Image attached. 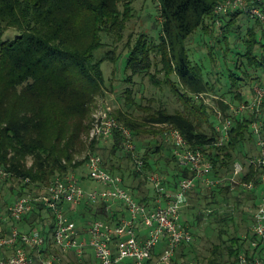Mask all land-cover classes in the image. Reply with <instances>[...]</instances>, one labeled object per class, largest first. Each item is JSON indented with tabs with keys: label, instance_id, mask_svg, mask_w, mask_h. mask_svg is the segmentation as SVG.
Returning a JSON list of instances; mask_svg holds the SVG:
<instances>
[{
	"label": "trees",
	"instance_id": "obj_1",
	"mask_svg": "<svg viewBox=\"0 0 264 264\" xmlns=\"http://www.w3.org/2000/svg\"><path fill=\"white\" fill-rule=\"evenodd\" d=\"M222 1L160 0L159 19L162 26L158 41L141 33L136 42L124 45L129 53L123 81L127 87L122 95L126 102L141 108L145 96L134 94L129 85L145 76L158 85L161 82L151 73V68L154 66L158 71L163 70V83L184 108L170 112L162 104L163 107L153 110L146 120L153 125L180 131L187 147L201 150L211 162L209 177L214 181L223 180L214 185L196 181L195 186L186 193L183 207L188 200H192V193L196 195V204L206 199L207 205L212 207L218 203L217 197H226L235 186L249 194L256 210L262 188L261 171L247 166L248 159L260 151L251 130L256 114L234 116L230 105H239L255 83L264 86V78L261 77L264 74V25L259 18L240 10L216 14L215 8ZM131 3L132 0H0V168L8 174L4 181L13 178L23 184L5 200L4 214L10 224L0 229V237L9 233L12 226L29 231L44 225L45 212L52 219L48 229L53 230L54 215L46 211L43 204L36 203L33 211L20 222L9 219L8 209L33 189H42L57 177L76 173L84 161L86 163V160L78 161L76 158L87 148L93 149L98 140H88L93 121L88 119V115L97 98L104 96L105 91L109 88L115 92L119 90L111 87V83L108 86L102 66L103 62L114 64L117 59L115 50L98 56L97 53L104 45V37H119L126 22L134 16ZM260 6L264 10V3ZM244 17L258 27L260 33L258 37L254 29L246 31V52L238 55L235 66L242 70L244 64L241 60L244 58L253 67L255 76L247 70L239 76L230 72L228 78L231 85L224 88L220 77L211 81L204 77L201 66L193 64L188 46L194 43L200 30L202 35L210 38V43L205 45L211 57H214L222 47L219 46L217 50L211 44H227L228 37L240 30ZM217 22H220L219 27ZM8 30L16 32L10 40L4 39ZM246 89L247 94L244 92ZM203 95L212 96L217 108L205 103ZM147 109L151 110L150 107ZM261 110L260 118L264 119V103ZM229 117L233 120L230 141L218 147L215 145L219 137L217 126L220 119ZM117 120L131 131L136 145L134 136L138 135L140 124L122 115ZM108 139H112L113 143L108 156L102 159L103 168L113 175H120L123 187L141 204L156 205L158 199L162 204L166 203L168 194L179 192L180 181L193 176L190 170L178 165L173 148L166 159L172 161L175 170L167 174L163 171L164 165L155 160L154 155L160 153L157 145L153 151L148 148L143 152L140 157L143 166L138 168L131 154L136 146L134 151L125 150L120 129H115ZM170 145L174 146L173 143ZM123 159L132 162L130 173L122 168ZM237 162L246 166V173L240 176V182H253V190H246L240 184L229 181ZM147 172H160V190L150 182ZM165 173L166 180L163 178ZM27 179L29 181L26 182ZM80 179L84 189H91L86 177L80 176ZM142 179L151 185V191L143 189ZM112 205L108 210V203L102 201L83 203L77 207L65 203L63 212L77 227H85L95 220L117 221L121 204L115 202ZM208 214L213 216L216 211ZM252 221L253 217L251 224ZM189 223L188 219L182 217L181 210L180 224L189 231ZM256 240L252 231L251 237L246 239L234 236L228 241L230 245H226L228 258L222 259L220 253L212 257L208 264H233L241 253L252 254L254 250L251 245ZM191 243L177 249L171 264H181L189 256L187 251ZM1 249L2 257L10 254L6 248ZM217 249L213 254L217 255ZM49 252L60 255L65 264H83L72 254H63L58 249L49 247Z\"/></svg>",
	"mask_w": 264,
	"mask_h": 264
},
{
	"label": "built area",
	"instance_id": "obj_2",
	"mask_svg": "<svg viewBox=\"0 0 264 264\" xmlns=\"http://www.w3.org/2000/svg\"><path fill=\"white\" fill-rule=\"evenodd\" d=\"M262 3L264 0H223L216 6L215 13L226 14L240 10L259 18L264 25V10L260 6ZM219 26L220 22H217V27ZM263 103L264 86L257 82L239 105H230V111L234 116L244 113L256 114V118L251 123V130L260 151L259 154H254L248 159L247 166H253L261 171L262 184L260 200L251 224V231L257 237L251 245L254 251L250 255L241 253L233 264H264V119L260 118ZM219 118H221L220 113ZM232 124L231 117L220 119V124L217 126L219 137L216 146L229 143ZM91 129V138L98 140L108 139L115 129H120L125 150H135L131 131L119 126L110 109L100 112L93 119ZM165 136L174 145L173 153L178 165L193 173V176L180 181L179 192L166 196V203L162 204L159 199L156 205L152 206L139 203L132 193L123 187L122 177L107 172L102 166V159L92 155L85 163L86 178L96 183L97 187L84 189L80 176L70 173L55 178L36 196L21 197L10 205L9 219L12 222H20L24 216L33 211L36 203L43 204L45 210L51 211L54 215L53 230L49 231V225L45 224L29 231H21L17 226H12L9 233L0 237V249L6 248L10 251L8 256L0 259V264H65L60 255L49 252V247L58 249L66 255L72 254L81 263L85 250L89 247L101 264H120L127 259L132 260V264H171L177 249L193 240L191 232L180 224L186 193L198 180L211 185L223 180L214 181L209 177L212 170L211 162L201 150L189 149L180 131L169 128ZM136 163L138 168L143 166V162L139 159ZM245 173L246 166L237 162L229 181L240 184L246 190H253L255 188L253 182L239 180ZM7 175L0 168V179ZM149 180L160 190L161 177L158 174L151 175ZM100 201L108 203V210L115 202L121 204L117 221L109 223L95 220L85 227H77L76 223L63 212L65 203L77 207L83 203ZM160 249L161 251L158 252Z\"/></svg>",
	"mask_w": 264,
	"mask_h": 264
},
{
	"label": "rangeland",
	"instance_id": "obj_3",
	"mask_svg": "<svg viewBox=\"0 0 264 264\" xmlns=\"http://www.w3.org/2000/svg\"><path fill=\"white\" fill-rule=\"evenodd\" d=\"M159 4L160 0H132L131 8L134 16L126 22L124 29L120 31V36H109L108 39L106 36L104 37V45L99 53H97V56L115 50L117 59L114 64L103 62L102 66L105 78L108 79V86L110 87L111 83V87H115L119 90L115 92V90L112 91V88H109L108 91H105L104 96L97 98L88 115V119L92 121L100 112H105L107 109H110L112 111V116L116 120L122 115L124 118L140 124L137 132L138 135L134 136L136 150L134 153H131L133 161L137 159L141 160L140 157L145 150L148 148L152 150L155 145H157L160 147V153L154 155L156 158L155 160L161 164V166L164 165L163 168L165 170L163 171L168 174L175 170V165L172 161L169 162L168 159H166L170 157L173 148L172 145H170L172 142L167 140L164 135L169 128L163 125H153L146 120V117L150 115L153 110L162 108L163 105L164 107L166 106L170 112L182 110L184 108L182 102H180L178 98L174 96V93L163 83L164 71H158L154 66L151 68V73L161 82L158 85L152 83L149 76L135 79V83L129 85L134 91V94H137V96H145L146 99L142 102L141 108L132 105L129 101L126 102L124 95H122V92L125 91L127 87V85L123 84V81L126 77L125 66L129 53V49L124 45L126 43V45H128V43L130 44L132 42L133 44V42H136L138 35L141 33L146 34L154 41H158L162 26L161 20L159 19ZM240 26L241 28L237 33L231 34L228 37L227 44H211L212 46L214 45L213 47L217 50L219 46L222 47L221 52L215 54L214 57H211L205 45L210 43V38L202 35L200 30L196 33L194 43L188 46V52L193 64L201 66L204 77L209 81L216 80L217 77H220L221 84L224 88L231 85L230 79L228 78L230 72H235L239 76L247 70L249 74L254 75L253 67H251L244 58L241 60L244 64L242 70L236 68L235 62L239 59V54L242 55L246 52V47L244 45V41L247 38L246 31L249 28L254 29V32L259 37L260 30L258 27H254V24L245 17L241 20ZM15 35V31L8 30L4 35V39L10 40L14 38ZM111 40L115 42L114 45ZM262 42L264 44V40ZM159 68H162V66ZM218 73L219 76H217ZM261 77L264 78V74H262ZM244 92L247 94V89L244 90ZM203 97L205 103L209 106L216 107L212 96L203 95ZM148 107H150L151 110L147 109ZM118 121L119 120H117V123L120 127H126L123 122ZM91 125L92 122L89 129V141L92 139ZM112 143V139L97 140L93 149L92 147L87 148L76 159L82 161L89 159L92 155H96L105 160L111 151ZM30 163L29 160L28 165H30ZM121 163L122 168L130 173L129 171L133 169L132 162H130L129 159H123ZM147 173L148 177L155 173L158 175L160 174V172ZM76 174L86 177L87 169L85 161L77 169ZM167 174L165 173L163 175L165 180ZM3 181L4 179L1 178L0 229H2L5 224L9 223V220L4 214V209L6 207L5 200L9 198L13 191L17 192L23 185L19 180L13 178H8V180L4 181L1 185ZM141 181L143 182V189H149L151 191V185L144 179ZM88 184L92 189L98 186L96 183L89 180ZM40 191V188H35L32 192H28L27 195L38 194ZM207 194L209 195V192ZM194 196H196L195 193H192V200H188L182 208V217H184V220L188 219L190 222L188 228L193 236V241L191 243V248L187 251L189 256L180 263L188 262L195 264V261H197V263L200 264H208L212 257H216L220 253H222V259H227L229 254L226 247L230 245L228 242L229 239L234 236H239L243 239L251 237V228L249 227L253 214L255 213L254 203L249 194L235 186L226 197H217L216 200L218 203L212 207L207 205L208 200L206 199H201L199 203L196 204V197ZM210 200L209 198V201ZM212 210H215L216 214L210 216L208 213ZM45 218L46 222L44 223L48 226L52 222V219L48 216L47 212H45ZM216 248H218L216 251L217 255L213 254ZM2 254L3 251L0 249V258L3 256ZM82 262L84 264H101L100 261L94 257V253L89 247L85 250ZM120 264H132V260L127 259Z\"/></svg>",
	"mask_w": 264,
	"mask_h": 264
},
{
	"label": "crops",
	"instance_id": "obj_4",
	"mask_svg": "<svg viewBox=\"0 0 264 264\" xmlns=\"http://www.w3.org/2000/svg\"><path fill=\"white\" fill-rule=\"evenodd\" d=\"M113 207V206H112Z\"/></svg>",
	"mask_w": 264,
	"mask_h": 264
}]
</instances>
